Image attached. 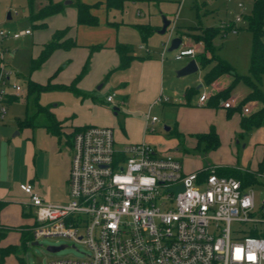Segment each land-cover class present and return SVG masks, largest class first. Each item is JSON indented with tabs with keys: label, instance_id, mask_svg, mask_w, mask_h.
Masks as SVG:
<instances>
[{
	"label": "built area",
	"instance_id": "built-area-1",
	"mask_svg": "<svg viewBox=\"0 0 264 264\" xmlns=\"http://www.w3.org/2000/svg\"><path fill=\"white\" fill-rule=\"evenodd\" d=\"M238 6L241 10L230 23L219 24L223 30H238L243 2ZM8 33L0 30V35ZM195 53L193 45L181 44L174 58ZM4 74L8 78L9 72L0 69V120L7 98L23 92L16 81L4 88ZM211 93L202 91L198 100L207 101ZM106 100L114 103V93ZM163 100L167 97L154 102ZM221 103L233 107L237 101ZM249 109L243 107L245 112ZM158 120L147 116L145 127L152 131ZM69 148L66 201L44 200L32 183L20 184L34 207L32 239L62 236L88 249L83 257L51 258L45 264H264V228L252 227L253 234L247 235L232 228V222H264V215L252 214L255 192L250 184L214 166L185 171L177 156L158 152L145 141L117 144L108 125L76 128ZM179 185L183 188L175 190ZM260 208L264 213V199Z\"/></svg>",
	"mask_w": 264,
	"mask_h": 264
},
{
	"label": "rangeland",
	"instance_id": "rangeland-1",
	"mask_svg": "<svg viewBox=\"0 0 264 264\" xmlns=\"http://www.w3.org/2000/svg\"><path fill=\"white\" fill-rule=\"evenodd\" d=\"M64 7L57 14L46 19L44 26H37V22L32 20L30 12L34 11L45 4L47 0H0V30L8 31L7 35H0V69L3 72H9L7 78L5 75V83L2 86L6 89L11 88V83L14 81L20 83L23 87L22 95L18 99H13L6 102V113L4 115L5 123H16L17 119L24 117L26 113L25 96L27 90V81L29 79L46 84L50 81L55 85H70L72 79L81 71L82 64L89 58V65L102 55L101 50H91L94 44H99V40L103 35H107L108 30L100 28L80 27L77 24V10L74 4L65 3ZM91 4L94 10H97L98 22L105 18V10L101 2L103 0H81ZM118 3V0H113ZM243 1V9L249 13L253 7L254 0H122V5L114 7L109 12V18L116 20L115 36L121 41H126L132 44L133 53L136 56H144L147 50L153 56L161 57L164 52V59L169 64V70L172 74V79L166 80V88L163 91V97H170V101L163 104H154L153 102L139 103L123 101L121 95H124V72L114 71L106 74V80L112 83L109 89L105 83L102 87L97 88L99 84L105 82L102 77L97 83L91 86V92L96 93L97 97L105 98L107 93L114 92V97L117 99L113 104L119 107V111L114 113V109L110 107V103L106 104L108 112L112 115L114 121L111 123L114 135L116 138L123 137L124 131L120 127L122 116L124 113H130L135 124L139 128L141 120L145 122L147 116L156 115L158 122L155 124L154 131L146 130V142L156 148L158 152L175 150L177 147L178 155L182 158L185 168L189 166L199 167L207 163L215 161L214 154L211 153L213 148L205 149L203 146H197L195 133L191 132L193 126L201 124L205 108L203 106L187 105L178 110L179 104L173 102V89H184L188 79H195L193 87L200 81L203 83L202 91L208 92L210 85L205 83L204 74L210 69L213 62H207L204 65L198 64V69L195 72L177 75V64H185L190 57L183 56L182 59H174L175 49L169 50L171 39L177 35L181 36L182 44H186L189 40L191 43L198 44L202 49V43L193 37L195 32H200L201 28L208 26H217L222 22L230 23L234 18V14L239 10L237 2ZM163 17L170 20L164 32H159L162 25ZM147 23L151 25L152 31L142 39L135 24ZM240 28L238 32H232L226 28L221 32H217L213 36L214 52L219 57L226 60L234 70L241 75H246L248 78H240L234 84V96L237 100L243 99L250 91L249 80H254L250 73V54L253 43V32L248 27L247 22L240 21L237 23ZM69 27L71 36L76 39L77 44L69 49L57 48L51 55L40 65V67L32 69L31 60L36 57L42 45L49 41L56 29ZM28 28L30 33L22 34L18 37L11 36V33L19 32ZM142 45V47H140ZM138 65L133 64L126 73L135 76L138 71ZM124 71V70H118ZM249 79V80H248ZM78 88H81L83 78L79 79ZM227 84L225 87H228ZM259 86L264 91V74L261 76ZM130 89L131 97L135 98V93L138 91V85L135 80L130 81L127 86ZM198 94L201 92L197 91ZM196 92V93H197ZM196 93L192 94V98L197 97ZM74 94L69 87L53 86L46 90H42L39 95V101L45 105L54 106L55 103L66 104ZM159 97V96H158ZM156 97V99L158 98ZM98 98V99H99ZM229 99V98H228ZM119 100V101H118ZM193 101V100H192ZM132 102V104H131ZM119 104V105H118ZM258 104V103H257ZM256 102L247 101L240 107L242 113L253 111L257 106ZM249 106V111L243 110L244 106ZM259 105V104H258ZM181 116L180 122L178 116ZM214 123L220 129L228 130L232 120L236 118L229 117L225 111L217 109L214 114ZM164 124L171 128L167 130ZM100 125V124H96ZM142 133V131H141ZM219 135L220 143L218 147L219 160L229 162L233 165L246 166L251 170H256V177L259 181L250 183L255 192V208L253 215L262 217L264 213L261 211V203L264 199V124L254 127L250 132L244 133L245 140L241 143H236V138H239V133L236 137L229 139V135L222 133ZM129 142V141H125ZM136 142V141H131ZM246 142L245 145L243 143ZM117 144H122L116 141ZM124 143V142H123ZM216 147V149H217ZM220 147V148H219ZM215 149V148H214ZM210 166H204L202 169L206 171ZM238 170L237 168H230ZM232 170L229 173L232 174ZM241 170V169H240ZM245 169H242L243 171ZM22 200L25 198L22 192L17 193ZM263 227L264 222H232V228H237L242 235L253 234L250 228ZM16 235L9 234L8 240H12ZM34 239L30 238L24 251H22L25 264H45L51 258L64 257H83L84 253L88 252L87 247L83 243L72 245V241L62 236H42L37 241V244H32ZM67 244L65 247L50 251L48 245ZM4 264H18L14 256H8Z\"/></svg>",
	"mask_w": 264,
	"mask_h": 264
},
{
	"label": "crops",
	"instance_id": "crops-1",
	"mask_svg": "<svg viewBox=\"0 0 264 264\" xmlns=\"http://www.w3.org/2000/svg\"><path fill=\"white\" fill-rule=\"evenodd\" d=\"M72 1L73 0L66 3L72 4ZM106 1L107 0H103L101 2L105 10V18L103 21H99L94 25L77 22L79 28L86 26L89 28H100L108 30V32L107 35H103V37L99 40V44H94L99 45L97 46V48H99L98 50H101L102 55L100 57H97V59L88 66L86 73L81 77V79L83 78V81L81 82V88H78L80 92H75L70 88L74 96L71 97V99L66 104L55 103L54 106L47 105L50 108L51 112L54 114L55 118L60 121L58 132L53 131L41 122H39V124L30 125L19 124L18 121L20 119H17L16 123H5L3 119L0 120V202H4V204L0 208V231H5L4 234L0 237V246H5L8 244H19L21 240L20 227L24 225H31L32 227V225L35 223L34 207L29 203V195L20 188V184L28 182L32 183L33 190L38 193L44 200L56 202L66 201L68 198L67 177L71 163V151L69 148L71 134L76 128L83 125H111V123L114 121L112 115L108 112L106 105L110 102L106 100V97L104 99L99 98L97 97L96 93L91 92L90 89L92 85L97 83V81H99L102 77L106 76V74H110L114 71L124 72L122 74H124V83H126V85L124 86L125 94L121 95L122 97L118 99L128 101V103L132 101L142 104V102H153L155 101L156 97L163 96L162 90L166 88L165 83L167 77L168 80H171L173 78L169 70V64H167V61L164 59L165 55H161V57L159 58L158 56H153L149 50H147V53L144 56H136L132 51L133 57L130 63L126 67H118L119 54L116 50V43L128 42L121 41L120 38L115 36V25L118 22L114 19L110 20L109 12L114 7H107ZM238 8V11H240V6H238ZM238 11H236L235 14ZM91 12L97 15V10H94L93 6L91 7ZM244 13L247 12L244 11ZM55 14L49 15L42 19H37L35 21L37 23H46V19ZM242 21L246 22V19L244 18L242 19ZM239 28L240 26H238V29ZM236 32H238V30ZM67 36H71L70 28L68 29ZM198 44H193L191 43V40H189L184 45H193L196 48L197 53V51L201 50V48L197 46ZM140 47H142V45H140ZM196 53L194 57L199 64ZM189 57L191 58L192 56ZM176 60L180 59H175V61ZM133 64H135V66H139L135 76H132L129 72L126 73V70H129L128 68H131ZM180 66H182V64L176 65V67ZM104 79L105 82L99 84V86H97L98 89L105 83L108 84L109 89L112 87V83L108 82V80H106V77H104ZM231 79L232 76L229 74L221 75L214 82L208 84L210 85L209 91L212 93L216 92L217 90L229 84ZM133 80H135L138 85V91L135 93V98L133 99L132 97L130 99L132 95L130 93V89H128L126 86L130 81ZM195 81V79H188L186 82V86H183L185 87L184 89L180 90V92L176 89H173L172 92L173 102L179 104L177 108L178 110L187 105H192L191 103H195L193 105L196 106H202V108L203 106L205 107L203 109L205 113L203 115V120H201V124L193 126L194 128H191L190 131L196 134L199 132L207 131L211 126H213L220 135H222V133L228 134L230 137L229 139H233L234 137H236V134L241 131L240 111L233 109V107H224L222 103H220L219 106H209L206 104V101L200 102L198 100V97L202 92L203 83L199 81L196 86L193 87L192 83H194ZM79 82L80 81L77 82L76 86L79 84ZM187 90H191V93L188 97L185 94ZM199 90L201 92L198 94L197 91ZM194 92H197V97L193 99L192 94ZM109 93L114 92L110 90ZM109 93H107V95ZM19 97L11 95L7 98L6 102L13 99H18ZM230 98H232L234 101H239L234 96L233 90L231 91ZM116 100L117 99L114 97L115 103ZM169 101L170 97L168 96L167 100H163L158 103L154 102V104H163ZM251 101L256 102L254 100ZM112 104L113 103L111 102L110 106ZM258 106L259 105L257 104L256 107ZM218 108L225 111L229 117H235L236 121L238 120L237 122H235V120L233 119L231 125L228 126V130L220 129L215 126L214 123L212 124V121L215 117L213 115L216 114ZM117 111H114V113H116ZM180 118L181 116L179 115V122ZM136 121L137 119L134 120L133 116L130 113H124L122 116V122H120L119 124L125 135L123 137L121 136V138L115 137V140L119 143H123L125 141L146 142V130H149L145 127L146 120L145 122L143 120L140 121L139 128L135 124ZM157 122L158 121L152 124V131H154L156 127L155 124H157ZM165 126H168L167 130H170L171 127L169 125L164 124V127ZM239 136L240 137L236 138L235 140L237 144L241 143L246 138L244 133L239 134ZM245 144L246 142L243 143V145ZM176 150L177 147H175L174 151L167 150L160 152H168L174 154L181 160L183 164L182 158L178 155V151ZM211 153L216 157L215 161L199 167L189 166L185 168L183 164V169L185 171H194L202 169L204 166L208 165L214 166L217 172H224L225 169L227 170L234 167L238 169H250L248 165H233L229 162L219 160L218 147L217 149H213ZM19 192L23 193L25 197L23 200L17 195V193ZM10 233H14L16 235V237L12 240H8ZM20 254H22V252H20ZM8 256H14L17 259L18 264H20L18 258L16 257V254L7 255L4 259L3 264L5 263V260Z\"/></svg>",
	"mask_w": 264,
	"mask_h": 264
},
{
	"label": "trees",
	"instance_id": "trees-1",
	"mask_svg": "<svg viewBox=\"0 0 264 264\" xmlns=\"http://www.w3.org/2000/svg\"><path fill=\"white\" fill-rule=\"evenodd\" d=\"M118 3H115L113 0H107V7H119L122 5V0H118ZM72 4L75 5L77 10V22L94 25L98 23V18L95 14L91 12L92 5L81 0H73ZM64 7L63 1H54L47 0V2L41 5L38 10L34 11L33 9L30 12V17L32 20L42 19L49 15L55 14L61 11ZM244 18L246 19L248 27L253 32V43L250 54V73L252 74L254 80H249L250 91L248 94L241 100L237 101L236 105L233 106V109L240 110L242 104L247 101L254 100L259 106L256 107L253 111L248 113H241L240 118V128L241 131L239 134L248 133L254 127L264 124V91L261 90L259 82L261 80L262 74H264V0H254L253 7L249 13H244ZM45 22H40L37 26H44ZM135 27L139 31L141 38L146 39V37L152 31L151 25L147 23L135 24ZM69 27L56 29L51 39L45 42L42 45L40 53L33 57L31 60V68L35 69L40 67V65L50 56V54L57 48L68 49L77 44L76 40L67 36ZM223 28L220 25L217 26H208L201 28L200 32L190 33L193 34V37L196 40L201 41L202 49L197 51L196 57L199 60V63L204 65L207 62H213L209 70L204 74V80L206 84H211L218 77L223 74H229L232 76V79L226 88H221L214 93H211L209 98L206 101V104L209 106H219L221 101L227 100L231 96V89L233 88L236 81L240 78H248L246 75L238 74L234 68L223 58L219 57L214 52V46L212 43L213 36L217 32H221ZM99 45H93L91 50H94ZM116 50L119 54V68L126 67L132 57H133V47L130 43L117 42ZM89 66V58L86 59L83 64L80 73H78L71 81L70 85H55L48 81L46 84L37 82L35 80L29 79L27 81V90L25 96L26 104V115L23 119L18 121L19 124H30L35 125L39 122L48 126L55 132H58L60 121H58L54 114L51 112L50 108L47 105H43L39 102V95L42 90H46L53 86H62L69 87L75 92H80L76 86L79 79L86 73ZM191 93V90L186 91V96L188 97ZM83 94V93H82ZM197 139V146L205 149L216 148L219 143V135L216 129L211 126L207 131L199 132L195 134ZM238 169V168H237ZM229 170L225 169L224 172L220 171L221 174L234 175L241 179L244 184H250L253 182L259 181L256 177V170L245 169L241 171L232 170V174L229 173ZM4 202H0V208ZM21 231V240L19 244H8L5 246H0V264H3L4 259L9 254H16V257L19 260L20 264H25L23 260V255L20 252L24 251L28 241L32 238L31 225H24L20 227ZM5 231H0V237L4 234Z\"/></svg>",
	"mask_w": 264,
	"mask_h": 264
},
{
	"label": "water",
	"instance_id": "water-1",
	"mask_svg": "<svg viewBox=\"0 0 264 264\" xmlns=\"http://www.w3.org/2000/svg\"><path fill=\"white\" fill-rule=\"evenodd\" d=\"M66 2H71V0H66ZM170 23V20L163 17V22H162V25L161 27L159 28V32H164L166 30V27L168 26V24ZM182 43V38L181 36L177 35L175 37H173L171 39V42H170V45L168 47L169 50H173V49H176L179 47V45ZM198 69V63H197V60L195 57H191L185 64H183L182 66H180L178 69H176V73L177 75H184V74H189V73H192V72H195L197 71ZM112 109H114V111H117L119 110V107L115 104H112L110 106ZM165 128L167 129L168 126H165ZM180 188H183V185H179V186H176L174 187L175 190H178ZM38 241L35 240V241H32V244H37ZM67 244H59V245H48L47 246V249L50 250V251H56V250H59L63 247H65Z\"/></svg>",
	"mask_w": 264,
	"mask_h": 264
}]
</instances>
